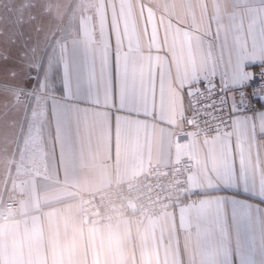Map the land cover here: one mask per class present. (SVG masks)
I'll return each instance as SVG.
<instances>
[{
  "label": "crops",
  "instance_id": "crops-1",
  "mask_svg": "<svg viewBox=\"0 0 264 264\" xmlns=\"http://www.w3.org/2000/svg\"><path fill=\"white\" fill-rule=\"evenodd\" d=\"M249 2L264 6V0ZM218 4H64L52 33L54 51L46 47L41 57L44 70L24 74L27 99L17 93L0 98V208L6 199L18 200V208L0 218V264H264V140L252 142L247 171L237 165L221 172L210 136L178 133L189 127L181 90L189 83L185 68L195 65ZM105 62L113 68V89L97 103ZM117 68L135 83L133 93L118 86ZM21 83L18 73L16 88ZM36 113L44 116L40 149L28 135ZM64 129L72 134L70 151ZM183 158L194 164L183 203L101 222L107 234L99 245L62 223L87 195ZM51 230L67 242V251L49 244Z\"/></svg>",
  "mask_w": 264,
  "mask_h": 264
},
{
  "label": "snow or ice",
  "instance_id": "snow-or-ice-1",
  "mask_svg": "<svg viewBox=\"0 0 264 264\" xmlns=\"http://www.w3.org/2000/svg\"><path fill=\"white\" fill-rule=\"evenodd\" d=\"M257 67L258 72L254 70ZM115 71L118 86L133 93L135 83L121 78L118 68ZM17 75L12 69L7 79L0 80V94L16 88ZM100 75L106 83L100 87L97 103L101 98L106 101L113 89L110 62L102 65ZM185 75L189 83L181 90L189 102L185 114L194 121L190 127L201 129L214 140L221 172H231L237 165L247 171L252 142L264 140V6L249 0H219L217 13L201 34L195 65L186 66ZM20 99H24L22 92ZM35 115L28 135L34 148L40 149L45 137L44 116ZM63 137L70 151V129L63 130Z\"/></svg>",
  "mask_w": 264,
  "mask_h": 264
},
{
  "label": "built area",
  "instance_id": "built-area-1",
  "mask_svg": "<svg viewBox=\"0 0 264 264\" xmlns=\"http://www.w3.org/2000/svg\"><path fill=\"white\" fill-rule=\"evenodd\" d=\"M257 72L259 68L255 69ZM21 92L27 99L29 91L17 88V97ZM188 100V97H187ZM189 104V102H188ZM189 127L178 132L187 135L190 129L205 134L197 127H190L194 123L188 117ZM193 161L183 158L168 164H154L140 178L126 184L110 186L97 193L87 195L83 201L101 222L124 218L130 213L152 214L158 210L183 203L188 195V176L193 170ZM132 203L133 208L130 206ZM18 208V200L9 198L4 200L0 208V218L13 213ZM90 223L93 217L87 216Z\"/></svg>",
  "mask_w": 264,
  "mask_h": 264
},
{
  "label": "rangeland",
  "instance_id": "rangeland-1",
  "mask_svg": "<svg viewBox=\"0 0 264 264\" xmlns=\"http://www.w3.org/2000/svg\"><path fill=\"white\" fill-rule=\"evenodd\" d=\"M77 1L79 0H0V57H7L0 60V80L7 79L9 70L15 69L21 75L23 89L31 93L26 88L30 85L28 78L23 80L24 74L28 70L33 74L37 69L44 70L45 59H42V54L46 47L50 52L54 51L56 43H51L52 33L56 28L57 18L62 14V7L68 2ZM16 89L5 90L0 98L13 97L14 93L16 97Z\"/></svg>",
  "mask_w": 264,
  "mask_h": 264
},
{
  "label": "clouds",
  "instance_id": "clouds-1",
  "mask_svg": "<svg viewBox=\"0 0 264 264\" xmlns=\"http://www.w3.org/2000/svg\"><path fill=\"white\" fill-rule=\"evenodd\" d=\"M91 216L93 219L88 224H83L84 217ZM62 223L69 229L77 233H83L85 240L92 244H101L106 239L107 229L100 223V218L86 204L79 203L72 209L62 215ZM48 242L53 248H59L64 251L69 249L67 242L63 240L60 234L51 230L48 234ZM31 246H38L35 240L31 241Z\"/></svg>",
  "mask_w": 264,
  "mask_h": 264
},
{
  "label": "water",
  "instance_id": "water-1",
  "mask_svg": "<svg viewBox=\"0 0 264 264\" xmlns=\"http://www.w3.org/2000/svg\"><path fill=\"white\" fill-rule=\"evenodd\" d=\"M130 206L133 208V205H132V203H130Z\"/></svg>",
  "mask_w": 264,
  "mask_h": 264
}]
</instances>
